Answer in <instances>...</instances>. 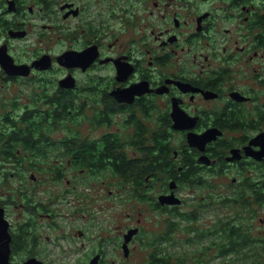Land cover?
I'll list each match as a JSON object with an SVG mask.
<instances>
[{
	"label": "flooded vegetation",
	"instance_id": "obj_1",
	"mask_svg": "<svg viewBox=\"0 0 264 264\" xmlns=\"http://www.w3.org/2000/svg\"><path fill=\"white\" fill-rule=\"evenodd\" d=\"M103 1L106 9L109 10L107 15L99 12L92 17L83 15L84 0H0V50L5 48L13 64L17 66H30L41 56L49 55L51 68L47 71L32 69L29 76L32 78L46 76L56 69L64 72L58 78L55 87L50 90L52 93H55L57 88L61 90V86H58L60 79H65L67 75L71 79L74 78L76 83L77 73L91 75L89 82H92V85L86 87L90 96L88 99L84 96L80 97L83 106L79 118L81 120L85 118L83 116L85 109H93V113H90L80 124H87L89 129L93 125L99 130L97 134L92 132L91 136L86 134L87 131L82 137L79 133L82 141L78 167L70 163L66 155L67 151L64 158H61L62 165L58 158L59 147L55 146L58 141L55 140H49L55 142L53 144L55 148L47 147V154H51V158L57 160L53 162L51 158H47L44 162L49 160L51 162L44 164L46 166L40 167L38 164L39 161L42 162L41 158L39 160L32 154L21 155L20 151H17V156L21 155L25 160L30 159L23 170L31 171L39 167L43 169L42 172L39 171L41 174L48 173L49 170H62L59 180L66 179L61 195L56 192L53 200L48 201L47 204L36 202L37 204L31 206L35 214L39 215V219L52 218L53 214L48 213L54 212L51 205L59 198L65 201L72 215L67 216L69 220L61 229L53 228L49 236L38 229L40 225L38 220L33 222L26 220L18 228L13 229L12 223L7 218V211L12 206L8 204L0 206L4 209V216L9 223V264H24L29 259L40 264H105V246L110 243L107 234L105 236L107 240L101 238V233L96 235L95 230L90 229L92 220L88 221V229L79 221L83 220L84 213L95 207L100 199L96 195L106 191L105 199L109 203L111 188L118 183L120 176L118 166L122 162L140 160L137 164H142L146 169L150 167L149 154L155 153L158 161L154 160L153 163H159L157 171L151 174L146 172L143 181L140 178L137 182L133 178L129 180L128 175V179L123 178L121 182L125 181L127 188L129 185L139 186V182L147 188L153 182L163 189L167 179V189L158 192L156 199L173 194L180 201L177 207H180L183 201L177 196L181 184L178 179L180 173H183V168L179 164L185 165L183 164L185 160L191 165L190 177H194L195 184L203 181L204 177L200 174L203 171L219 175L232 169H239L240 175L243 176L245 174L243 166L246 164L264 166V158L256 161L246 157L244 152L251 139L264 133L261 129H251L250 126L247 128L245 120L247 105L251 102L255 103L252 109L249 108L252 114L254 110L257 111L255 108H260L261 105L259 99L262 92L258 93L254 88L255 84L259 90L261 87L264 88V0ZM93 3L96 8H102V0H93ZM30 16H32L31 20H29ZM39 19L47 23L41 26L48 31L47 35L37 32ZM74 19H76L75 24L78 21L77 26L72 23ZM3 25L6 27L2 28ZM31 35L36 37L37 42L56 36L67 42H76L79 46L66 47L57 54L47 51L39 54L37 52L28 60L25 56L26 51L16 45L28 41ZM93 47L95 48L91 53H95L96 56L93 63L85 70L81 69L83 65L79 68L72 64L73 68H71L60 63L59 66L56 61L58 56L66 52L80 53L79 51L83 52ZM35 48L37 49L38 46ZM252 63H256V66H251ZM21 79L23 78L7 77L0 66V82L20 83ZM251 82L254 85H250ZM77 86L76 84L75 88ZM136 86H139L138 90L142 93L134 95L132 99L128 98L129 95L126 99L114 95L116 91H124ZM75 88H65V90L72 91ZM235 93L238 96H234ZM16 103L17 101H13L8 107L0 103V122L5 114L10 115L8 109L12 112ZM22 111L25 112L23 108L20 112ZM258 112L260 114V111ZM172 115L174 117L177 115L179 121H184L188 129L173 130L175 121ZM138 116L142 120H153L158 124L156 130L151 132L155 133L159 129L158 144H149L147 129H144L146 133L136 134V137L142 138L141 142L132 140L129 143V124L132 120L141 122ZM149 117L151 119H147ZM119 124L122 127L118 128ZM141 124L143 125L142 122ZM210 129L220 132L221 135H215L214 140L207 143L202 151L187 145V134L201 135ZM248 130L257 132L247 136L245 133ZM166 132L182 138L180 143L184 149L172 152L169 160V166L178 165L177 175L172 171L173 168L169 169L168 174L163 170L162 144L167 138ZM134 136L135 133L130 137ZM129 145L134 149V155L131 157L127 151ZM49 148H53L57 156H53ZM251 149L253 152L260 150L259 146ZM232 151L236 152L232 153ZM43 152L45 150L42 151L41 156H47ZM139 153L142 157L136 156ZM232 154L233 160H228L233 157ZM118 158H123V161ZM200 158H204L203 162H199ZM2 164L5 166V163ZM76 174L82 175L85 180L82 181L84 186L92 188L88 190L89 193H80L76 188V180L74 184L73 181L67 180V176L73 177ZM31 177L34 176L30 175V179ZM259 177L261 178V174ZM0 178L3 180L2 177ZM40 178L47 176L40 175ZM33 183H37V180ZM171 183L175 188L169 187ZM240 183V179L232 177L230 186L224 187V193L237 194L239 190L237 185ZM262 187L264 182L260 180L255 182V188H258L255 192L260 195L264 194L260 189ZM70 194L73 197L68 199L67 195ZM227 197L231 198V196ZM7 198L9 196H0L3 200ZM259 200L258 196L254 195L253 199L250 197L251 208L255 213L259 210ZM13 202L15 203L14 198ZM16 205L13 204V207ZM160 208L164 206L161 205ZM44 211L46 212L42 213ZM125 226L123 223L115 226L117 234L114 239L117 238V241L110 244L115 249L119 248L124 259L128 261L129 244L135 236L127 244L125 256L122 248L123 240L130 230L129 226ZM88 232L94 234L91 242L89 240L92 239V235L90 234L89 237ZM256 241L262 246L264 240L259 237ZM110 264H115V261L112 260Z\"/></svg>",
	"mask_w": 264,
	"mask_h": 264
},
{
	"label": "rangeland",
	"instance_id": "obj_2",
	"mask_svg": "<svg viewBox=\"0 0 264 264\" xmlns=\"http://www.w3.org/2000/svg\"><path fill=\"white\" fill-rule=\"evenodd\" d=\"M84 4V16L93 17L96 13L99 14V12L100 14L102 13L106 16L107 12H109V10L106 9L107 7L105 6L103 0L101 9L99 7L96 8L93 0H84ZM31 17L32 16L29 17V20H31ZM31 22L33 23V21ZM44 22L45 21H42L40 19L38 20L37 24L39 27L37 28V32L39 34L44 33L47 35L48 31L41 28L42 25L47 24ZM72 23L75 24L76 19H74ZM77 24H75V26H77ZM16 46L26 51L25 56L28 57L26 59L29 60L32 59L34 53L37 52L39 54L41 52L47 51L51 54H57L58 52L63 51L66 47L75 48L78 47L79 44L76 42L64 41L56 36L48 40L46 39V41L43 42H37L36 37L34 35H31L28 41L21 42ZM36 46H38L37 49L35 48ZM250 65L255 67L256 63H252ZM62 74H64V72L56 69L46 76L43 75L33 78L31 76H28L31 78H23L19 80L20 83L2 80L3 82H0V103H4L6 104V107H8L13 101H17L19 108H22L24 104H28L29 101L33 103V100L37 98L36 94H38V92L40 93L43 90V88L39 86L38 79L44 78L50 81L53 80L56 85L58 78H60ZM75 77L77 78V88L80 87L79 89L75 88V94L84 96L88 99L90 95L88 94L86 87L88 85H92V82H89V78H91L92 76L87 74L80 75L79 73H77ZM252 84L253 82L250 83V85ZM255 85L256 86H254V88L258 91V93L262 92L259 99L261 105L260 108H255L254 106L257 111L254 110L253 114L249 112V108L252 109L255 103L251 102L246 106V127L248 128L250 126L251 129H261L262 131H264V88L261 87V89L259 90L257 84ZM49 91L50 90H48L47 92L49 93ZM41 104L44 105L42 102L39 103V105ZM39 105L36 107H38L39 110H43L44 108L42 106L39 108ZM8 110H10V115L14 116L20 109L14 110L12 108V112L11 109ZM258 111H260V114H258ZM90 113H93V109H85L83 116L86 118L88 117V115H90ZM257 117H259L260 120ZM85 118H83V120L78 119L76 121V124L78 122L80 124L85 120ZM147 119L151 118L149 117ZM139 120H141V122L143 123V127L140 125L141 122H137L136 120H132L131 124H129V143L132 140L141 142L142 138H140L138 135V137H136V134L139 132L140 134L147 132V135L150 138L149 144H153L152 140L155 141V138H157L159 129L155 133L151 132H154L156 130L158 124H156L153 120H142L141 117H139ZM0 124L2 123L0 122ZM133 125H135V128L133 127ZM119 127H122V125L119 124L118 128ZM75 128L80 133V137H82L86 131L89 132H86V134H89L90 136L92 132L96 134L99 133V130H97L93 125H91V129L88 128L87 124H80ZM144 129H147V131L145 132ZM255 132L257 131L248 130L245 134L248 136L254 134ZM133 133H135V136L130 137ZM166 134L168 140L167 144L171 149L170 156L172 157V152L181 151V148L184 149V147L180 143L182 138L176 134L171 135L169 132H166ZM60 138H63L61 132H57V134L54 135L52 134L51 137V139L55 140V142ZM44 144L46 143L41 141V145L38 147L42 148ZM140 146L142 145L140 144ZM130 147L131 146L129 145V149H127V151L129 152V157L134 155V149H131ZM49 151L52 152V150L50 149ZM45 152L47 153V149H45ZM184 154L185 152H183V155ZM48 156L49 155L47 154V156L43 155L41 157H37V159L41 158L42 160V162H38L40 167L46 166L44 165L46 164L44 161L47 160ZM136 156L142 157L140 153ZM51 160H53V158H51ZM51 160H49V162H51ZM55 160H57V158H55L53 162ZM59 160H61L60 157ZM2 163L3 162H0V164L2 165L1 170H6L7 176L5 177L6 179L3 180H1L0 178V196L3 195L9 196V198H14L15 204H17L15 207H10L7 211V218L12 223L13 229H15V227L18 228L19 225H22L26 220L29 222L38 220L40 224L38 229H41L45 235L47 234L50 236V234L53 232V228L61 229L62 226L65 225L69 220L67 216H69V214L70 216L72 215L70 210L67 209L68 205L66 206L65 201L59 198L58 201H54L53 205H51V203L49 204L52 206V210H54V212L48 213L50 215L53 214L51 219H39V215L35 214L34 209L32 210L31 206L37 203L47 204L48 201L53 200V195L56 192L61 195L65 187L66 179H61L58 182H51L47 179L50 178V176H48L49 173L43 172L41 174L43 169H40L39 167H37L35 170H28L25 174H21L18 170H14L15 167H12V164H7L6 162H4V166V164ZM49 166H51V164ZM259 166L260 165L256 164L244 165L243 170L245 174L243 176L240 175L239 169H232L230 171H227L225 172L226 175L219 174L221 176L217 174L214 175L213 173H209L207 171L201 172L200 174L204 178L203 181H201L199 184H196L194 186L186 184L181 186L180 184V188L177 191V196L183 201L181 206L178 207V209H175V211L168 208H159V206H157L158 199H156V195L158 194V192L161 193L163 189H167L168 180L166 186L163 189H161V186L159 188L158 184H154L153 182H150L151 184L147 188H145V190L144 186L141 187L142 189L139 188L138 191H140L139 194L141 195V197H139L136 196L137 188L130 185L129 188H127V186L125 185V181L121 182L122 178L118 177V183H115L114 187L111 188L112 194L109 203L105 199L107 196L106 191H104L105 193L101 192L100 195H96V197L100 199L98 200V202H96L94 208H91L90 211L83 214L84 218L83 220L79 221V223L84 225L88 229V221L92 220L90 229H94L96 235L101 233V238L103 239L107 234V238L109 239L110 243H114V241H117V238L114 239L115 235L117 234V228L115 227L116 225H121V223H123V225H126L125 227L129 226V229H140L138 231L140 232L138 238H136L134 241L132 240V242L129 244V260L126 261L122 256L120 249H115L113 245L109 243L107 246H105L104 251L105 264L106 262L107 264H110L112 260L115 261V264H148L150 255L152 253L154 255H158L160 253L159 255H161L162 257H167V254H169L171 264H174L175 262H177V260L184 261V264H192L191 262H196L195 257L197 256V249H199V247L201 246H205L203 248L204 252L200 255V261L202 263L235 264V261L239 262L240 258L247 253H241L237 257H217L216 252L218 248L214 245L217 243V241H214V236H212L211 234L207 235L206 241L201 240L199 244L194 243L193 245H190L187 243V241L193 238L196 233L199 232V230L212 229L214 226L215 228H217L219 226V222H221L222 220H226L227 218L234 215L233 211L238 208V203L229 202L227 206L220 203L222 197H225L226 200L235 198L234 193L225 194L224 187L230 186V179L232 177H235L237 179H240V184L244 189H252L255 193V189H258L255 188V182L258 180L264 182V166H260V168ZM9 169H11V175H9ZM40 170L41 172H39ZM4 171H2V173H4ZM172 171L175 174H178L176 169H173ZM166 172H169V170H167ZM259 174H261V178L259 177ZM30 175H33L34 177H31L30 179ZM40 175H46L47 178H40ZM182 176L184 177V175ZM67 177V180H71V182L73 181V184L76 180V188L80 193L87 194L89 193L88 190L92 189L83 185L84 183L82 181L84 179L82 175L76 174L73 177ZM35 180H37V183L34 184L33 182ZM241 185L237 186L241 187ZM25 187L26 189H24ZM260 189L264 193V187ZM241 191L242 187L240 193ZM238 192L239 190H237L236 193ZM227 196H232L233 198H229ZM67 197L68 199H70L73 197V195L70 194L67 195ZM28 204H30V206H27ZM45 212L46 211L42 213ZM179 212L188 214L192 212L194 214V218L196 217V220H194V222H192V220L186 222L180 221V218H177L173 221V214L175 213L177 217V213ZM243 214L245 216H248L245 211ZM78 217L80 218V216ZM171 220L174 225L175 223L179 225V228L174 226V228H178V230H175V232L173 231V225L169 224V221ZM246 224L249 226L252 236H254L256 239L260 237L264 240V202H261V204L259 205V210L256 213L254 211V215L250 216ZM189 229L190 231H188ZM167 230H171L173 232L171 235L172 242L170 241L169 244H164V242L160 240V236L163 235ZM90 234L92 235V239H90L89 242L93 241L94 239V234L92 232L87 233L89 237ZM105 240L107 239L105 238ZM149 241H154V243H151ZM261 245L262 246H260V244L258 245L259 251L258 253H256V256L257 262H259L260 264H264V241L261 243ZM208 246H210V249H208ZM184 252L189 254L187 256L189 259L186 258V260H182V257H185L186 255L184 254Z\"/></svg>",
	"mask_w": 264,
	"mask_h": 264
},
{
	"label": "trees",
	"instance_id": "obj_3",
	"mask_svg": "<svg viewBox=\"0 0 264 264\" xmlns=\"http://www.w3.org/2000/svg\"><path fill=\"white\" fill-rule=\"evenodd\" d=\"M6 27V26H2ZM39 86L43 88V90L38 94H36L37 98L33 100L32 102H29L28 105H23V109L25 110L20 112L22 108L18 107V104L16 103V107L13 109L17 110V113L14 116H10L9 114H5L4 118L1 120L0 124V162H6L7 164H12V167H15L14 170H18L21 174H25L26 171L23 170L24 166L29 162L30 159H24L21 155L26 154H32L33 156L40 157L42 155V151L47 149L49 146H53L55 142H49V140H52L50 137H52V134H57V132H61L63 138H60L58 140V143L55 144V146L58 145L59 148H57L58 151V158H64L65 151H67L66 155L67 158L70 159V163L73 166L78 167V161L81 156V141L82 138L79 137V132L76 130L75 127H78L80 124L79 122L76 124V121L79 119L81 120V107L82 100L80 99L81 96H77L75 94V89L71 90H65V89H59L55 90V93H52L48 90H52L55 87V82L50 81L48 79H38ZM52 94V95H51ZM43 103L44 105H39V103ZM79 102V104H78ZM76 103V104H74ZM39 108L42 106L44 109L39 110ZM262 113V112H261ZM11 117V118H10ZM69 123V124H68ZM141 126H143L140 123ZM135 128V125H133ZM167 129V128H166ZM40 138V139H39ZM41 141L46 143L42 146V148L38 147L41 145ZM167 138H165L164 143L162 144L163 147V170L166 174L169 172H166L170 168H173L174 170L178 165H172L169 166V161L171 156L170 152L171 149L169 148L167 144ZM49 142V144H48ZM57 142V141H56ZM153 144H158V138H155V141L152 140ZM133 145V144H132ZM53 146V148H55ZM131 146V145H130ZM53 148H49L53 152ZM91 149V148H90ZM89 149V151H90ZM20 151L21 155L17 156V151ZM29 150V151H27ZM51 152V151H49ZM43 154H47L46 152H43ZM48 158H50L51 154H48ZM53 156H57L55 152H53ZM119 157V156H118ZM92 159H94V156H92ZM120 161H123V158H118ZM136 160V159H135ZM156 159L155 153L149 154V166L145 169V167L141 164L138 165L137 163L140 160H137L136 162L131 161L129 163L120 162V166H118V175L119 177L127 178L129 175L130 178L138 181L140 178L143 181V178L146 175V172L151 174L158 170V164L159 163H153ZM158 161V160H157ZM48 163L49 162H45ZM146 164V163H145ZM183 164H179L183 169V173H180L179 181L182 185L186 183V185L194 186L195 179L194 177H190L192 170L191 165L188 163L187 160L183 161ZM15 165V166H14ZM60 165V163H59ZM153 169V170H152ZM23 170V171H22ZM49 170V169H48ZM1 170V164H0V177L3 179H6L7 171L5 170L4 173H2ZM62 170L53 171L49 170L50 181L51 182H58L61 175ZM47 173V172H46ZM175 174V173H174ZM9 175H11V169H9ZM177 175V174H175ZM184 175V177L182 176ZM167 181V179H166ZM195 181V182H194ZM201 182V181H200ZM199 182V183H200ZM167 183V182H166ZM179 183V182H178ZM139 186H133L137 187L136 190V196L141 197L139 194L140 191L138 189H142L143 184L141 182L138 183ZM180 185V184H179ZM241 185V184H238ZM242 187V191L240 193ZM238 186L239 192L235 194V198L226 200L225 197H222L221 204L227 206L229 202L238 203V208H236L233 212L234 215L227 218L226 220H222L219 222V226L215 228V226L212 229H206V230H199L196 235L187 241L188 244L193 245L194 243L199 244L201 240L207 239V235L211 234L214 236V241H217L215 246H217V257H228V256H238L241 253H247L244 254L239 262L235 261V264H260L257 262V256L256 253L259 251V242L256 241V238L252 236L249 226L246 224L249 220L250 216L254 215V210L251 208L250 204V197L253 199L254 195L260 197V204L261 202H264V194L260 195L258 192H255L252 189H244L241 185ZM26 189V187L24 188ZM145 190V188H144ZM143 190V192H144ZM256 190V189H255ZM240 193V194H239ZM144 195V194H143ZM159 204V202L157 201ZM10 205L13 206L15 204L13 202V198H7L5 200L0 199V206L4 205ZM158 206V205H157ZM161 205L159 204V208ZM164 208L172 209L175 211V209H178L177 205H164ZM245 213L249 216H245L243 213ZM173 221L177 218H180V221H191L194 222L196 220V217L194 218V214L192 212L188 213H177L173 214ZM169 224L179 228V225L175 223V225L172 223V220L169 221ZM178 228H174L173 231L178 230ZM215 228V229H214ZM140 230V229H139ZM190 231V229L188 230ZM171 230H167L163 235L160 236V240L164 242V244H169L171 241ZM140 232H138L133 241L138 238ZM159 240V242H160ZM151 243H154V241H149ZM172 242V241H171ZM207 246V245H206ZM205 246L199 247L197 249V256L195 257L196 262H191L192 264H204L200 261V255L204 252L203 248ZM210 249V246H208ZM258 248V250H257ZM160 254V253H159ZM154 255L153 253L150 255L148 264H171L170 263V256L167 254V257H162L161 255ZM185 257H182V260H186L189 255L188 253L184 252ZM189 259V258H188ZM174 264H184V261L175 262Z\"/></svg>",
	"mask_w": 264,
	"mask_h": 264
},
{
	"label": "water",
	"instance_id": "obj_4",
	"mask_svg": "<svg viewBox=\"0 0 264 264\" xmlns=\"http://www.w3.org/2000/svg\"><path fill=\"white\" fill-rule=\"evenodd\" d=\"M14 34V33H11ZM93 48H88L87 50L80 53H76L77 51H69L64 53L63 55H60L56 58V61L59 66H71L72 64L76 65V67L81 68L83 65L82 70L86 69L89 65L93 63V60L96 56L95 53H91V50ZM4 50V51H3ZM95 51V50H94ZM91 53V54H90ZM90 54V55H89ZM73 62V63H72ZM61 65H60V64ZM0 66L4 73L6 74L7 77H22L26 78L30 75V72L32 69L36 70H41V71H47L48 69L51 68V58L49 55H43L41 56L38 60H35L30 66L27 65H14L12 62V59L7 55L5 48H1L0 50ZM73 68V66H71ZM69 69V68H68ZM69 76V75H67ZM65 76V79H60L61 81L59 82L58 86H61V89H71L75 88L76 82L75 79H71V77ZM75 82V86H74ZM139 86H136L134 88H129L124 91H116L114 92V95L117 97H122V98H127L129 95V99H132L134 95H140L142 92L138 90ZM234 96H238V94H233ZM122 100V99H121ZM241 100V99H240ZM243 100V99H242ZM131 100H129L130 102ZM174 108V107H173ZM174 110V109H173ZM178 112H180L179 109L176 108ZM180 115V114H179ZM173 116V115H172ZM184 117V116H183ZM181 117V118H183ZM178 120H177V119ZM173 119L175 123L173 124L172 128L173 130H187L188 127L185 125L184 121H179V118L177 115L175 117L173 116ZM215 135L220 136L221 133L214 130L210 129L206 131L205 133L201 135H193L191 133L187 134V145L190 148H196L200 151L203 150L204 146L209 143L210 141L214 140ZM259 146L260 150L257 152L252 151V147ZM236 151H232L234 153ZM245 156L246 157H251L256 161H260L262 158H264V133L257 135L253 139H251L248 143V145L244 148ZM233 155V154H232ZM233 157L229 158L228 160H233ZM201 159V158H200ZM202 158L199 160V162H203ZM171 189L175 188L174 184L171 183L169 185ZM159 204L164 206V205H179L180 201L179 199H175V196L173 194L168 195V196H161L158 198ZM8 228H9V223L7 219L4 216V209L0 208V264H9V255H10V249H9V236H8ZM138 233V229H130L129 232L124 236L123 240V251L125 256L127 255V244L131 242L133 236H135ZM40 264L39 262L29 259L27 260L24 264Z\"/></svg>",
	"mask_w": 264,
	"mask_h": 264
},
{
	"label": "bare ground",
	"instance_id": "obj_5",
	"mask_svg": "<svg viewBox=\"0 0 264 264\" xmlns=\"http://www.w3.org/2000/svg\"><path fill=\"white\" fill-rule=\"evenodd\" d=\"M176 199V198H175Z\"/></svg>",
	"mask_w": 264,
	"mask_h": 264
}]
</instances>
